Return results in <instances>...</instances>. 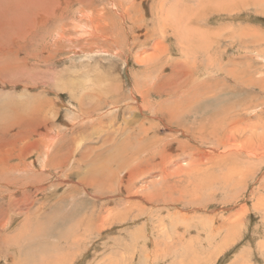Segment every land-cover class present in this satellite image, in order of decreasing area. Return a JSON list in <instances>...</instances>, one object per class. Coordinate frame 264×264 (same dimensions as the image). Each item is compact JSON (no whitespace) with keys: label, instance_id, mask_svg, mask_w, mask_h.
I'll list each match as a JSON object with an SVG mask.
<instances>
[{"label":"rangeland","instance_id":"rangeland-1","mask_svg":"<svg viewBox=\"0 0 264 264\" xmlns=\"http://www.w3.org/2000/svg\"><path fill=\"white\" fill-rule=\"evenodd\" d=\"M0 264H264V0H0Z\"/></svg>","mask_w":264,"mask_h":264},{"label":"bare ground","instance_id":"bare-ground-1","mask_svg":"<svg viewBox=\"0 0 264 264\" xmlns=\"http://www.w3.org/2000/svg\"><path fill=\"white\" fill-rule=\"evenodd\" d=\"M178 30H179V29H178ZM178 30H177V31H178ZM202 33H203V32H202ZM201 35H202V34H201ZM140 109H141V108H140ZM142 110H143V109H142ZM143 111H144V110H143ZM153 113H154V112H153ZM169 114H170V113H169ZM168 116H169V115H168ZM172 117H173V116H172ZM172 117H171V118H172ZM140 126L143 128V131H144L145 128L143 127V124H141ZM148 130H150V128H149ZM53 137H55V136H53ZM51 138H52V137H51ZM143 139H144V138H143ZM51 140H52V139H51ZM133 153H134V152H133ZM120 181H121V180H120Z\"/></svg>","mask_w":264,"mask_h":264}]
</instances>
